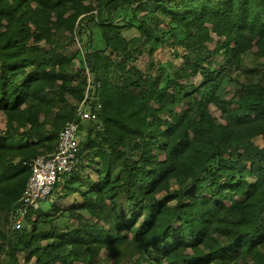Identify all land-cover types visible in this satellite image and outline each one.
Listing matches in <instances>:
<instances>
[{
  "label": "trees",
  "instance_id": "obj_1",
  "mask_svg": "<svg viewBox=\"0 0 264 264\" xmlns=\"http://www.w3.org/2000/svg\"><path fill=\"white\" fill-rule=\"evenodd\" d=\"M82 26L102 45L80 69L60 40ZM248 52L264 59V0H0V211L67 121L81 134L74 167L0 230V264H264V63L243 67Z\"/></svg>",
  "mask_w": 264,
  "mask_h": 264
},
{
  "label": "built area",
  "instance_id": "obj_2",
  "mask_svg": "<svg viewBox=\"0 0 264 264\" xmlns=\"http://www.w3.org/2000/svg\"><path fill=\"white\" fill-rule=\"evenodd\" d=\"M85 98L86 96L84 100ZM75 115L80 120L98 122L95 111L85 106L83 102L76 108ZM78 142V123L69 120L59 132L55 151L37 155L32 160L31 173L19 197L18 205L9 215L11 228L20 229L28 211L37 208L61 175L74 167L77 162Z\"/></svg>",
  "mask_w": 264,
  "mask_h": 264
},
{
  "label": "rangeland",
  "instance_id": "obj_3",
  "mask_svg": "<svg viewBox=\"0 0 264 264\" xmlns=\"http://www.w3.org/2000/svg\"><path fill=\"white\" fill-rule=\"evenodd\" d=\"M119 12H120L119 15L116 14L118 19H120L123 15L122 11H119ZM76 27H78V25ZM82 27L85 30V32L82 33L81 36H78L79 34L76 36V35H74V33H72V38L70 35H69V38H68V36L65 37V35H64V36H61V40H60V42L66 43V45H67L66 48L68 49V51H77L75 59L73 60V64H74L75 68H80V69L83 68L84 66H86L85 61H84V53L87 51H91L93 49L99 48L102 45L100 40H99L97 32H94L92 34V37H91L88 29L84 28V26H82ZM88 39H89V41H88ZM67 41H68V43H67ZM209 46L213 47L214 42L209 43ZM157 57H159V59H171L172 60V54L170 53V51H164L163 50L161 53H158ZM176 63H178V62H176ZM259 63H264V59L263 58L256 59L254 57V55L252 54V52H248V53L244 54V56L242 58V66L243 67H253V66L257 67V65ZM90 80H91V74H90ZM90 80H88V82ZM209 109H210V112L215 117L219 116L220 112L215 108V106L211 105ZM4 119H5L4 115L0 112V129L4 127V122H5ZM78 137L80 138L81 134H78ZM13 142L18 143V141L16 139ZM254 142L257 143L258 145H264V138H262L260 136L255 137ZM159 154H160V156H162L161 152ZM60 203H61V205H65L62 202H60ZM9 215H10V213L7 214L3 211H0V230H6L7 231L8 229L11 228ZM57 222L61 226L73 224L72 220L68 217H65V216L59 217L57 219ZM98 256L103 257V251H101ZM86 260H87V256L83 255L80 258L75 259L73 261V264H86ZM98 264H104V261L100 260Z\"/></svg>",
  "mask_w": 264,
  "mask_h": 264
}]
</instances>
